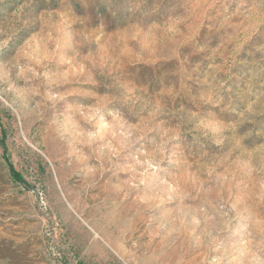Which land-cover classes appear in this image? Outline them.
I'll use <instances>...</instances> for the list:
<instances>
[{
  "label": "rangeland",
  "instance_id": "obj_1",
  "mask_svg": "<svg viewBox=\"0 0 264 264\" xmlns=\"http://www.w3.org/2000/svg\"><path fill=\"white\" fill-rule=\"evenodd\" d=\"M0 264H264V0H0Z\"/></svg>",
  "mask_w": 264,
  "mask_h": 264
},
{
  "label": "trees",
  "instance_id": "obj_2",
  "mask_svg": "<svg viewBox=\"0 0 264 264\" xmlns=\"http://www.w3.org/2000/svg\"><path fill=\"white\" fill-rule=\"evenodd\" d=\"M10 168V172L11 174L17 179V180H20V181H23V177L21 176V174L19 172H17L12 165L9 166Z\"/></svg>",
  "mask_w": 264,
  "mask_h": 264
}]
</instances>
